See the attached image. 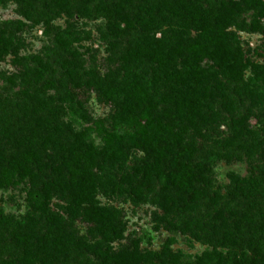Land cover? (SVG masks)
I'll return each instance as SVG.
<instances>
[{"label": "trees", "instance_id": "16d2710c", "mask_svg": "<svg viewBox=\"0 0 264 264\" xmlns=\"http://www.w3.org/2000/svg\"><path fill=\"white\" fill-rule=\"evenodd\" d=\"M129 5V0L28 2L27 17L42 23L51 55H32V64L23 63L20 73L7 78L22 86L21 102L12 109L0 102V190L23 185L28 209L25 219L16 221L0 208V264H188L180 251H170L173 238L159 251L140 250L137 241L114 249L123 225L98 195L152 200L168 231L211 247L190 264H264V166L258 175L254 168L247 178L231 175L228 208L225 195L211 191L209 173L211 157L230 154L204 145L220 112L239 128L232 139L214 142L226 150L248 118L259 123L264 117V107L258 114L249 109L236 116L223 83L242 81L250 68L261 84L249 79L240 89L252 105L264 106V65L228 40L235 17L246 10H254L249 31L264 29V0L222 3L213 14L197 0H174L169 10L187 36L172 43L151 36L153 19L131 13ZM61 15L69 19L63 29L52 23ZM74 15L104 19L99 31L110 55L102 70L85 66L83 53L73 46H81L85 36H77ZM9 45L0 36V60ZM91 92L110 107L108 117L89 115ZM135 151L142 156L131 163ZM259 156L264 161L262 147ZM207 199L213 215L203 220L199 213ZM76 221L86 224L84 234Z\"/></svg>", "mask_w": 264, "mask_h": 264}, {"label": "rangeland", "instance_id": "374dc122", "mask_svg": "<svg viewBox=\"0 0 264 264\" xmlns=\"http://www.w3.org/2000/svg\"><path fill=\"white\" fill-rule=\"evenodd\" d=\"M29 1L32 2V0H0V36L10 41L8 54L0 60V102L4 107L11 109L16 102L19 103L22 100V86L19 81L12 85L9 84L7 78L12 74L20 73L23 69V63H28L26 65L32 64L29 61L32 55H51V51L48 49L51 46V42L43 34L42 23L38 20L32 23L27 17V14H30L27 12ZM129 1L131 13H141L153 19L149 28L151 36L153 35L157 39L163 37L167 43H172L178 38L187 36L180 29V18L169 10L174 0ZM233 1L235 0H197L201 7L210 14L216 12L222 3H231ZM151 8L153 9L151 10ZM253 11L251 9L246 10L235 17L233 25L228 31V40L231 46H239L244 51L247 59L262 66L264 65V29L260 32L249 31V22ZM67 20L69 19L65 15H61L58 18H54L52 23L63 29ZM73 20L77 22L75 27L77 36L80 35L82 37V35H85L79 43L81 46H78L77 42L73 43V46L83 53L85 66L95 64L98 68L103 67L104 60L110 55L99 31L104 19L100 17L88 19L74 15ZM85 47L89 49L88 52H85ZM99 70L102 69L100 68ZM58 73L57 70L55 76ZM249 79H251L253 84L254 82L257 85L261 84L260 81L254 79L250 68L245 70L242 81L232 82L223 79L225 90L230 94L234 102L236 116L246 114L249 109L253 113L258 114L264 107L252 105L248 99V93L240 89L248 83ZM49 94L55 95L56 93L51 90ZM81 98H83V95ZM33 101L32 99L26 102V105H30V102L33 103ZM86 106L89 115L94 118H106L110 113V107L99 102L94 92L90 93ZM215 107L217 109V105ZM6 112L9 117L14 115L16 120L23 123L13 111L7 110ZM64 120L66 121V118ZM80 123L84 125L81 121ZM76 127L79 128L80 126L76 124ZM212 128L211 137L204 145L220 153L227 151L230 156L227 159L220 156L219 158L211 157L210 160L212 162L209 173L212 183L211 191H218L220 195H225L222 201L229 208L232 207L233 203L226 194L232 182L231 175H234L237 179L247 178L253 168L255 174L258 175L260 169L264 166V161L259 156L260 147L264 149V117H260L259 123L254 118H248L243 127H240L239 136L232 140L231 146H228L227 149L229 151L222 148L220 143L216 144L214 142H225L228 139H232L233 134L236 135L239 128L232 126L229 115L224 112H220V117ZM18 130L15 129V136L21 138ZM21 134L28 135V131L21 129ZM92 138L96 144L100 143L99 138L94 134ZM257 143L261 145L259 146ZM241 144L246 145V147L239 149L237 146ZM140 156H142L141 152H132L129 156V161L132 163ZM24 198L25 188L23 185L7 191L0 190V208L4 214L12 216L13 220H24L28 214ZM97 200L101 205L114 208L118 212L123 225V237L120 241L112 243L114 249L122 245H131L133 241H137L140 250L159 251L167 238H173L174 241L169 246L170 251L173 253L180 251L183 255L182 260L188 264L202 251L211 249L206 241L196 240L189 234L168 231L158 219L162 212L152 200L133 203L124 197L113 196L107 198L103 195H98ZM207 201L208 199L204 200L203 204L205 206L203 211L199 213L203 220H207L213 215V208L211 206L206 207L205 202ZM56 202L58 201L53 200V203ZM197 216L199 215H194L196 218ZM75 224L79 234H84L86 224L80 221H76Z\"/></svg>", "mask_w": 264, "mask_h": 264}]
</instances>
